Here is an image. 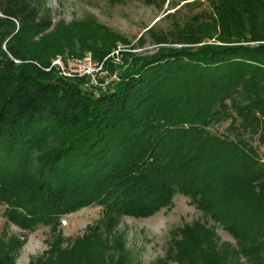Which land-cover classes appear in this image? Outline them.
<instances>
[{
	"label": "trees",
	"instance_id": "trees-1",
	"mask_svg": "<svg viewBox=\"0 0 264 264\" xmlns=\"http://www.w3.org/2000/svg\"><path fill=\"white\" fill-rule=\"evenodd\" d=\"M206 2V16L156 36L153 54L121 51L118 81L94 96L52 61L90 54L115 73L124 40L90 19L53 24L44 0H0V204L12 224L33 231L98 205L110 235L121 216H153L182 194L235 256L264 264V0ZM99 229L79 247L105 264ZM213 234L206 221L184 226L174 258L214 264ZM72 254L43 264H76Z\"/></svg>",
	"mask_w": 264,
	"mask_h": 264
},
{
	"label": "rangeland",
	"instance_id": "rangeland-1",
	"mask_svg": "<svg viewBox=\"0 0 264 264\" xmlns=\"http://www.w3.org/2000/svg\"><path fill=\"white\" fill-rule=\"evenodd\" d=\"M186 3L190 4L184 5ZM44 4L53 24L90 19L124 40L117 43L114 52V57H118L112 62L115 73L108 70L101 74L95 72L96 84L91 83V78H82L86 82L84 88L93 91L94 96L108 92L113 82L118 81L114 76L125 68L118 56L121 51L126 49L135 55L149 56L158 49L154 43L156 36L168 33L175 24H182L194 15L209 13L206 0H44ZM83 63L88 64V60ZM229 124L230 119L212 126L210 132L223 134ZM253 145L257 146V142L253 141ZM259 152L264 155L263 145ZM4 210L5 206L0 204V253L7 254L14 242L19 244L10 253L12 264H43L49 258L54 262L59 253L72 248L71 259L76 260V264H99V260L88 256L87 247H79L82 239L97 226L102 227L99 229L102 239L109 242L100 252L105 264H187L174 258L176 241L180 229L195 221H206L214 230L211 239H207L210 248L207 253L214 264H250L232 253L230 246L233 247L235 242L231 236L221 226L204 218L182 194H175L171 205L153 216H121L110 235L103 231V208L98 205L65 214L53 226L38 225L33 231L12 224Z\"/></svg>",
	"mask_w": 264,
	"mask_h": 264
},
{
	"label": "built area",
	"instance_id": "built-area-1",
	"mask_svg": "<svg viewBox=\"0 0 264 264\" xmlns=\"http://www.w3.org/2000/svg\"><path fill=\"white\" fill-rule=\"evenodd\" d=\"M82 60H88V64L83 63ZM51 68H55L56 70L58 69L59 74L66 78H91L92 84H96V80L93 78L94 74H96L95 72H98L99 74L105 72L102 64H97L92 61L90 54H86L80 59L73 57L63 59L62 57L58 56L52 61ZM46 71H49V69Z\"/></svg>",
	"mask_w": 264,
	"mask_h": 264
}]
</instances>
